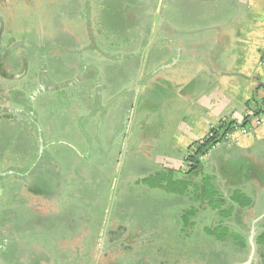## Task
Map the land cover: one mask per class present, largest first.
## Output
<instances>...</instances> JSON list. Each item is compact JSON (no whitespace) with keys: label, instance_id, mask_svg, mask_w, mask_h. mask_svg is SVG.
Returning <instances> with one entry per match:
<instances>
[{"label":"rangeland","instance_id":"1","mask_svg":"<svg viewBox=\"0 0 264 264\" xmlns=\"http://www.w3.org/2000/svg\"><path fill=\"white\" fill-rule=\"evenodd\" d=\"M72 1L0 0V49L3 43L9 55L17 43L35 48L41 38L47 42L57 40L60 23L69 28L68 22L78 14ZM103 3L110 5V9L98 11L99 1L90 2L89 19L92 29L103 33L102 50L109 53L115 47L121 49L123 44H140L144 34L137 37L128 29L142 26L144 30L150 26L149 0L148 4L145 0H104ZM165 3L163 0V8L155 21L158 34L165 24ZM123 28L128 31L122 33ZM94 37L101 47V38ZM24 55L28 70L24 64L13 73L8 70L16 60L13 63L4 51L0 54V167L34 156L33 122L39 123L41 133L46 138L48 133L54 138L48 153L59 168L53 171L47 164L40 166L38 175L26 184L42 193L48 192L49 196L59 192L62 242L69 232L82 237L70 257L47 258L44 252V258L26 259L27 264L41 260L45 263L39 264H244L247 261L249 250L242 252L241 244L250 233V226L242 227L240 217L246 218L248 223H256V230L264 221L257 223L255 217L246 212L238 216L234 215L237 211H231L227 214L229 217L226 216L230 203L223 204L225 193L213 184L217 175L214 168L206 167L202 175L169 177L164 161L156 163L154 157L151 159L140 152L143 147L133 149V132L140 121L138 113L141 116L142 111L149 109L145 104L148 92L140 97L131 82L133 61L126 59L119 65H104L95 56H85L78 59L75 66L81 63L94 66L95 92L91 91L90 70H84L75 79L82 80V84L70 83L72 88L41 97L36 90L28 93L27 87L34 84L36 66L33 54L24 52ZM46 66L49 81L60 86L63 85L61 80L75 68L54 59H47ZM1 75L7 79L2 80ZM20 75L23 80L18 79ZM43 87L44 84L39 89ZM90 110L97 115L98 129H90L88 121L93 116ZM117 138L118 147H122L120 166L108 193L109 163L116 155ZM46 155L43 154L42 163ZM145 175L147 179H143ZM17 185L22 186L21 182ZM3 186H7L16 199L10 204L5 192L0 202V243L7 240L0 249V264H26L19 250H26L25 246L33 245L40 237L22 236L21 230L31 232L30 225L43 218L38 217L35 207H21L19 202L23 195L17 187L11 188V183ZM172 192L173 195L167 196ZM241 230L245 236L239 235ZM55 233L58 235V228ZM10 237L14 238L12 246L16 250L11 248ZM28 249L29 257L38 255L36 248ZM256 250L255 247L250 264H264ZM47 253L54 252L47 248ZM62 260L64 263H59Z\"/></svg>","mask_w":264,"mask_h":264},{"label":"crops","instance_id":"2","mask_svg":"<svg viewBox=\"0 0 264 264\" xmlns=\"http://www.w3.org/2000/svg\"><path fill=\"white\" fill-rule=\"evenodd\" d=\"M91 1H72V5L76 4L75 8H78V14L68 22L69 28L60 23L61 30L58 31L57 40L54 38L47 42V39L41 38L36 42L35 48L15 43L16 46L9 55L8 47L1 43L0 54L4 51L13 63L16 60L8 71L18 72L24 64L28 70L24 52L33 54L36 66L34 84L27 89L28 93L36 90L37 95L42 97L61 89L72 88L71 84H82V80L75 79L84 70H90L91 91L95 92L97 74L94 66L90 63L75 66L77 60L85 56H95L104 65H119L126 59L133 61L134 75L131 82L135 93L138 92L140 97L148 92L145 104L149 106L147 111H142L141 116L138 113L140 121L133 132V149L143 147L140 152L146 153L151 159L154 157L156 163L164 161L169 177L181 179L188 175H202L206 167L214 168L213 172L217 175L213 178V184L221 193H225L223 204L230 203V209L243 215L246 212L253 217L263 218L264 123L258 127L253 126L252 116L248 121L250 131L247 135L236 136V139L221 141L215 145L200 160L196 171L189 172L185 160L189 148L200 143L210 129L221 122L241 124L246 114L251 115L259 107L264 119V0H166L165 24L160 34L154 26L157 15L163 8V0H149L147 13L151 17L150 26L144 30L142 26L128 29L129 31L125 28L121 30L122 33H136L137 37L144 34L140 44H123L121 49L115 47L109 53L102 50L105 45L102 41L103 33L96 28L92 29L93 25H90ZM97 1L98 11L110 9V5L103 3L104 0ZM145 2L148 4V0ZM94 35L101 38V47ZM126 48L128 52H125ZM47 59L75 67L61 80L62 86L49 81ZM21 78L23 80L22 75L18 79ZM42 84L44 87L40 90ZM89 112L93 115L88 121L90 129H98L95 124L98 122L97 115L92 110ZM146 116L149 117L148 121L144 120ZM35 124L39 128V123L33 122L36 137L34 156L30 160H14L0 167V173H15L0 177V202L6 192L10 204H14L16 198L12 197V191L3 186L11 183V188L17 187L23 195L19 202L21 207L33 206L38 217L43 218L30 225L31 232L21 230L22 236L31 234L40 237L33 245L25 246L26 250L21 248L20 253L15 251L12 246L14 238L10 237L11 248L20 254L26 264V259L44 258V252L47 258L70 257V253H75L78 242L82 240L78 233L70 232L65 242L61 240L59 192L49 196L48 192L42 193L36 187L26 184L30 178L38 175L40 166L47 164L53 171L59 168L48 153L54 138L49 133L46 138ZM95 138L97 139L96 136ZM116 141L118 147L119 139ZM121 149V146L116 149V155L109 163L108 193L120 166ZM44 153H47L46 161L42 163ZM143 179H147V176H143ZM17 182H21L22 186H18ZM192 183L190 181V185ZM173 194L167 193V196ZM57 228L58 235L55 233ZM6 241L0 243V249L4 248ZM29 247L36 248L38 255L29 257ZM47 248L54 253L49 255ZM62 261L59 263H64L65 260ZM41 262L45 263L41 260L33 261L32 264Z\"/></svg>","mask_w":264,"mask_h":264},{"label":"trees","instance_id":"3","mask_svg":"<svg viewBox=\"0 0 264 264\" xmlns=\"http://www.w3.org/2000/svg\"><path fill=\"white\" fill-rule=\"evenodd\" d=\"M260 108V107H259ZM258 108V109H259ZM258 109L254 110L251 115L247 114V116L244 118V121L241 124L233 123V122H221L217 127L210 129L209 133L211 134V137L204 138L200 143H197L195 145H192L189 148V153L186 157L185 163L188 166V171H196L200 166V160L209 152L211 148H213L215 145L223 141L224 136L232 129L233 125H240L241 127L246 126L248 124V121L254 117H258L260 115V112ZM253 116V117H252ZM252 117V118H251ZM232 209L229 208V210L226 213V216L229 217L227 214L228 212L231 214ZM264 221V218H263ZM258 231H250V237L252 238V241L255 244V247L258 249L256 250V253L258 254V257L260 260L264 261V226L262 228L257 229ZM239 234H241L239 232ZM249 246L245 239H242L241 244V251L245 250Z\"/></svg>","mask_w":264,"mask_h":264},{"label":"built area","instance_id":"4","mask_svg":"<svg viewBox=\"0 0 264 264\" xmlns=\"http://www.w3.org/2000/svg\"><path fill=\"white\" fill-rule=\"evenodd\" d=\"M252 120H253L252 122L253 126H256V127L264 123V119L263 117H261V115H259L258 117H254ZM212 128H215V127H212ZM249 131H250V124H247L246 126H243V127H241L240 125H233L232 129L229 132H227V134L224 136L223 141H228L233 138L236 139V136H245L248 134ZM209 137H211V134L208 132L205 138H209Z\"/></svg>","mask_w":264,"mask_h":264},{"label":"flooded vegetation","instance_id":"5","mask_svg":"<svg viewBox=\"0 0 264 264\" xmlns=\"http://www.w3.org/2000/svg\"><path fill=\"white\" fill-rule=\"evenodd\" d=\"M1 78H2V80H6L7 78L5 77V76H1ZM234 215H243V214H241V213H237V214H234ZM241 218V220H243V222H241L240 223V225H242V227L243 226H247L245 223H248L247 221H246V218H242V217H240ZM264 218V217H263ZM263 218H261L260 219V216H258V218H256L255 217V221L257 222V223H259V222H262L263 221ZM248 225L250 226L249 228V230L252 232V231H254V230H256V228H255V225H256V223H254V222H252V223H248ZM263 226H264V222H263ZM263 226H262V228H263ZM259 228H261V226H259V227H257V229H259ZM256 231H258V230H256ZM241 234H239L240 236H245L244 234H242V230H241V232H240ZM244 239H245V241L247 242V244H248V246H249V241H250V233L248 234V235H246V238L244 237ZM258 250V249H257ZM263 251H264V249H263ZM249 252H250V246H249ZM248 256H249V254H248ZM257 256H258V254H257Z\"/></svg>","mask_w":264,"mask_h":264},{"label":"water","instance_id":"6","mask_svg":"<svg viewBox=\"0 0 264 264\" xmlns=\"http://www.w3.org/2000/svg\"><path fill=\"white\" fill-rule=\"evenodd\" d=\"M11 172H4V173H0V177H5V176H8L10 175ZM15 174L14 172H12L11 175ZM0 190H1V187H0ZM249 246H250V252H249V256H248V259L247 261L244 263V264H250L252 259H253V255L255 253V245H254V242L252 241V238L250 237V241H249Z\"/></svg>","mask_w":264,"mask_h":264}]
</instances>
